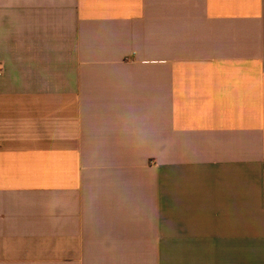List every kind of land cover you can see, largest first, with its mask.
Segmentation results:
<instances>
[{
  "label": "crops",
  "instance_id": "crops-1",
  "mask_svg": "<svg viewBox=\"0 0 264 264\" xmlns=\"http://www.w3.org/2000/svg\"><path fill=\"white\" fill-rule=\"evenodd\" d=\"M0 264H264V0H0Z\"/></svg>",
  "mask_w": 264,
  "mask_h": 264
}]
</instances>
